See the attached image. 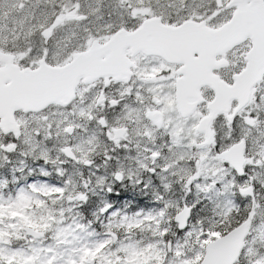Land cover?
Wrapping results in <instances>:
<instances>
[{
  "label": "snow or ice",
  "instance_id": "snow-or-ice-1",
  "mask_svg": "<svg viewBox=\"0 0 264 264\" xmlns=\"http://www.w3.org/2000/svg\"><path fill=\"white\" fill-rule=\"evenodd\" d=\"M65 71L76 95L49 97L63 111L26 110ZM178 88L195 107L169 108ZM89 125L113 145L99 160ZM0 137V169L20 158L0 179V264H264V0H28L0 21ZM129 183L156 206L117 210Z\"/></svg>",
  "mask_w": 264,
  "mask_h": 264
},
{
  "label": "flooded vegetation",
  "instance_id": "flooded-vegetation-1",
  "mask_svg": "<svg viewBox=\"0 0 264 264\" xmlns=\"http://www.w3.org/2000/svg\"><path fill=\"white\" fill-rule=\"evenodd\" d=\"M225 57H226V55L224 57H222L220 61H222L223 59H226ZM141 62H142L141 60L135 61L136 64H139ZM163 67H167V65H165ZM115 70L118 73H121V74H124V75L130 74V69L127 67V65L125 63H123L121 61H119V63H118L117 66L115 65ZM176 71H179V69H177ZM214 74H216L220 79H222V77H220V74L219 73L214 72ZM108 82H110V81H108ZM80 84L83 87L84 94H87V93L91 92L93 89L102 88L103 87L96 80H93L91 83H89L88 80H81ZM119 87H120V85L118 83L115 84V86L111 90L113 92V94H115L118 91ZM195 91L198 92L199 89L197 88V89H195ZM177 93H178V91L173 94V99H172V101L169 102V108H176L177 110H180L179 109V105H178V101H177ZM198 93H199L200 99H202L203 96L200 93V91ZM75 95L76 94L74 93V96ZM158 98L159 97H154V99H158ZM68 102L70 103L71 100L68 101ZM185 102L186 103H189L190 101H186V99H185ZM49 109L51 111V114H53L55 112H58V111H63V107H60L58 109L57 108V105H50L47 108H45L43 111H46L47 112ZM162 115H164V114L159 113V112H157L155 110H151V116H150V118L151 119H159V118H161ZM15 122H17V117L16 116H15ZM89 131L90 132H94L95 136L98 138V147H97V150H96V158L99 160L100 157L104 154V152L111 151L112 150L113 145L108 144V143L105 142L103 129L95 128L94 126L89 125ZM113 135H118L121 139H125V138L131 139L132 140V143H130L128 145V148L133 153L136 152V150H137V141H141L142 140V137H140L138 134L132 132L131 128H129V127L114 128L113 129ZM67 139H68V141L70 143H73V144L76 141H79V137H76V136L68 137ZM60 140L63 141L64 138L61 139V137H60ZM0 142H5L3 137H0ZM163 142H164V139L161 138L160 143H163ZM149 146H151V145H149ZM141 147H143V144L142 143H141ZM123 151H126V150H122V152ZM125 154H127V153H125ZM73 163H70V164H73ZM101 163H102V161H101ZM38 165H36V166H38ZM82 169L85 170V171H89L88 169H84V168H82ZM53 170L54 169L49 168V171H53ZM53 173H55V172H53ZM5 175H8L9 180L11 179V177L9 175V170H7V169H0V178H4ZM30 179L31 178L29 177V181H30ZM49 180L53 181L52 179H49ZM16 187H17V185L10 184L9 185V188L7 190H5V191L6 192L7 191L14 192ZM118 190L119 191H122L124 193H128V192L132 191L131 188L128 187V185L122 186L121 189H118ZM145 193L147 194V191ZM152 197H153L152 194H148L147 196H143V198H140V199H135L134 201L138 200L139 202H142V203L145 202L143 204H147V203L157 204V202H154L152 200Z\"/></svg>",
  "mask_w": 264,
  "mask_h": 264
},
{
  "label": "rangeland",
  "instance_id": "rangeland-1",
  "mask_svg": "<svg viewBox=\"0 0 264 264\" xmlns=\"http://www.w3.org/2000/svg\"><path fill=\"white\" fill-rule=\"evenodd\" d=\"M21 2V0H0V21H10L12 22V24L17 23L21 18H23L26 14V11L28 10V0H23V2L25 3V8L21 9L19 7V3ZM226 58V57H225ZM227 59V58H226ZM159 99V98H158ZM58 112L53 113L52 115H57ZM49 119H51V116L48 117ZM43 119V118H42ZM64 138L61 136V139ZM55 139L60 140V137H56ZM61 141V140H60ZM78 141H76L75 143H77ZM53 155L55 156V152H53ZM10 159L12 160V164L7 165L4 169H11V167L13 165H18V160L20 159L19 157L16 156H12L10 157ZM29 166L32 168L37 169L39 168V163L34 161V160H29ZM38 165V166H36ZM66 167L69 169L70 172L74 173V178L82 183L81 177H80V173L83 172L84 176L83 179H87L88 175H89V171H85L83 170L79 165L73 163V164H68L66 165ZM25 172H27V169L25 170ZM51 172H55L54 170ZM21 173H17V176H20ZM29 177L31 178L29 181ZM3 179V178H0ZM38 179H40V177H38ZM49 179H52L53 181L56 182H61L62 178L57 177L55 175V173H53V176L50 177ZM23 183V180L21 181ZM27 182L31 183L32 182V177L28 176L27 177ZM122 187V186H121ZM128 187L131 188L132 191L128 192L127 195H124V192L117 190L114 195L116 196H122L123 198L119 201L113 200L112 203L116 206L117 210H125L127 211L129 214L137 212V211H143L141 208L145 207V208H153L156 205H145L143 203L145 202H139L138 200L134 201L135 199H140L143 198V196H147L148 194H151L149 192H147V194L145 193L146 191H142L140 186H133L131 183L128 184ZM121 189V188H120ZM129 195V196H128ZM152 200L154 202L155 198L154 196L152 197ZM67 207V205H65ZM99 230L102 231V224L98 225Z\"/></svg>",
  "mask_w": 264,
  "mask_h": 264
},
{
  "label": "water",
  "instance_id": "water-1",
  "mask_svg": "<svg viewBox=\"0 0 264 264\" xmlns=\"http://www.w3.org/2000/svg\"><path fill=\"white\" fill-rule=\"evenodd\" d=\"M241 39L242 38H240V37L229 38L228 40L223 41L218 46L217 50L218 51H225L226 49H230L233 45L240 43ZM117 62L119 63V61H117ZM117 62L115 64L116 66L118 65ZM219 63L226 65L228 62L227 61H219ZM208 76L210 79L219 80V77L216 76L213 73V71H211V70H209ZM65 80H67V81H65ZM44 88H45V92L43 94L37 93V94H34L32 96L31 102L27 105L26 110H31V111H35V112L40 111V110L44 109L46 106H48L49 104L55 103L54 99H50L49 97H56V98L68 97L69 95L72 96L75 93L72 90V77L66 71L64 73L57 74L54 77H52L51 79L44 82ZM198 92H196L194 90L191 94L194 96H197L200 99ZM241 95L246 96L247 95V89H243L241 91ZM177 101H178V105H179L180 110L188 108V107H195V103H193L191 101L189 103L185 102V96H184L183 89L178 88ZM14 121H15L14 112L9 111L7 113V116L5 117V122L6 123L7 122L15 123Z\"/></svg>",
  "mask_w": 264,
  "mask_h": 264
}]
</instances>
